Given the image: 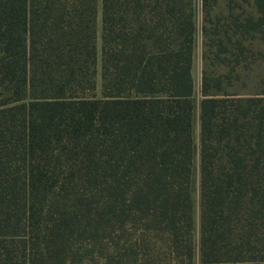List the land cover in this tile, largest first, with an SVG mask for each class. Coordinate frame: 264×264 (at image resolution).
<instances>
[{"label":"trees","instance_id":"1","mask_svg":"<svg viewBox=\"0 0 264 264\" xmlns=\"http://www.w3.org/2000/svg\"><path fill=\"white\" fill-rule=\"evenodd\" d=\"M192 3L0 0V264H195ZM235 66L203 69L201 264H264V91Z\"/></svg>","mask_w":264,"mask_h":264},{"label":"rangeland","instance_id":"2","mask_svg":"<svg viewBox=\"0 0 264 264\" xmlns=\"http://www.w3.org/2000/svg\"><path fill=\"white\" fill-rule=\"evenodd\" d=\"M101 6V1L99 2ZM192 8L196 23L195 43L193 52L192 73L194 79V141L195 152L193 162V198H194V236L196 243L195 264H201L200 235H201V146H200V107L203 98L202 76L203 69L207 66L209 70L216 73H226L233 65L236 70L232 71V81L235 86H231L240 93H251L264 91V37L262 34H248L245 38L247 49L241 52L237 46V37H242V33L236 32L235 20L237 17L243 19L245 15L258 14L254 0H193ZM204 25L209 28L208 35L204 32ZM232 26V28H231ZM216 27V29H214ZM230 27L233 33V41L230 50L223 51V55L230 57L229 64L219 60H205L203 57L205 39L210 35H224L225 28ZM214 51H219V46L214 45ZM97 75L96 91L98 94L102 90V17L101 8L97 19ZM240 54L243 61L237 64L235 57Z\"/></svg>","mask_w":264,"mask_h":264}]
</instances>
